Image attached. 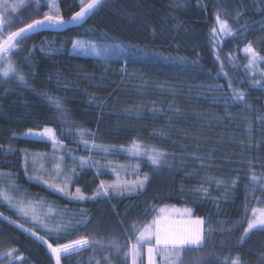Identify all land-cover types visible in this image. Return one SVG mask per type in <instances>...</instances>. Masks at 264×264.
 <instances>
[{"label": "trees", "instance_id": "16d2710c", "mask_svg": "<svg viewBox=\"0 0 264 264\" xmlns=\"http://www.w3.org/2000/svg\"><path fill=\"white\" fill-rule=\"evenodd\" d=\"M49 2L0 0V39L43 18ZM57 3L67 20L81 6ZM217 14L232 35L213 37ZM73 40L94 42L101 54L75 50ZM114 44L123 50L103 51ZM249 44L261 57L251 68L243 51ZM19 45L13 55L26 83L15 76L0 83V189L12 197L0 198L1 213L54 246L85 236L99 241L62 255V264H132L140 231L185 206L205 219L204 243L165 249L158 264H231L237 255L241 264H264V230L241 240L253 209L264 210V0H105L81 26ZM233 89L245 93L243 101ZM46 127L61 142L55 148L24 135ZM133 142L167 153L164 162L153 166L125 151ZM114 167H124L129 180L149 179L134 191L94 196L101 181H116ZM201 187L206 195L196 193ZM21 204H32L47 228L62 223L66 231L49 232ZM148 243L137 244L139 264ZM0 254V264H55L44 246L1 218Z\"/></svg>", "mask_w": 264, "mask_h": 264}, {"label": "snow or ice", "instance_id": "6c2138e0", "mask_svg": "<svg viewBox=\"0 0 264 264\" xmlns=\"http://www.w3.org/2000/svg\"><path fill=\"white\" fill-rule=\"evenodd\" d=\"M80 2V9L79 11L75 12L70 19L65 20L63 15L60 14L58 8H56L55 4L52 3L49 5V11L46 12L42 19L33 20L31 23L27 24L25 27L20 28L17 31H13L7 34L6 39H0V62H5V67L0 69V77L9 78L10 76H15L16 79L21 83H26L25 75L20 73L18 69L14 66V62L11 60V54L15 51L19 50V41L21 39L26 38L27 36L32 35L35 32L41 30H60L64 29L66 26H79L86 19L93 14L104 2L105 0H79ZM37 7H39L40 0H36ZM239 15V13L237 14ZM216 21L218 25L217 27H213L211 29V33L213 37L216 36L217 32L219 31L224 36H229L233 34V29L229 26L226 20H222L220 15H216ZM6 26L5 20L0 17V29H3ZM73 49L87 52L91 51L95 55L101 54V48L94 42L89 41H80V40H73ZM111 49H120L123 50L122 46L120 45H111L110 47L106 46L103 48L104 52H107ZM43 51V49H41ZM142 51V50H139ZM244 53L248 57V67H254L257 60L261 59L259 53L252 47L251 44L247 45L243 49ZM183 60V58H178ZM217 59L219 57L217 56ZM221 74L226 76L227 73L223 72V65H221ZM229 87L231 88V83H229ZM232 96L235 101H243L245 98V93L238 89L232 90ZM50 103L54 104L58 111H63V107L59 100H54L52 97H48ZM81 136L84 135L83 132L79 133ZM25 136L30 137H42L48 138L55 148L57 144L61 142L57 140L55 130L52 128H44L40 132H34L32 129H29L25 134ZM87 146L88 142L83 141ZM93 148H101V146L96 145L95 143L92 144ZM103 151L107 152L108 149L103 148ZM125 151L130 152L134 156H147V159L151 162L153 166H160L164 162V158L166 157L167 153L163 152L162 150L156 148H144L140 143L133 142L130 148L125 149ZM197 159H201L196 157ZM81 166H83L86 161L81 158ZM59 165H57V168ZM139 168V165L136 166ZM149 179L147 175L143 178H137L135 181L131 183H122L117 182L112 185L105 186L104 182L101 181L100 188L97 193H94V196H105L109 195V190L111 189L114 192H123L125 190L134 191L137 187L143 188L145 182ZM252 182H257L258 177L253 175L251 177ZM216 183L219 185L222 181L217 180ZM235 183V181H233ZM61 192H64L65 189L60 188ZM197 194L204 193L207 194L208 190L206 188H199L195 190ZM67 194V193H66ZM76 197L78 199H84L85 197L80 192L78 188L76 190ZM0 198L5 201L11 203L12 197L8 195L6 191L0 189ZM20 212L24 216H28L29 213H32V219L34 221H38V217L36 216L35 207L32 204H28L27 206L21 204ZM188 214L191 213V210H186ZM257 212L256 209H253V214L255 218L249 219L247 223V227L244 229V236L241 237V240L244 239L251 231L260 229L264 230V210L259 211V215H255ZM41 223L42 227H46L43 224V221H38ZM203 219L196 218L195 220H187V221H161L159 218L153 221V225L155 226V231H152V225H146L143 230L140 231L139 236L137 237V244L141 242H149L151 238L154 236L157 248L148 247L147 248V257H148V264H154V253L160 249L162 246L164 249L171 248L174 252H177L180 249L185 248L186 246H201L204 242V228L203 226ZM135 227V225H133ZM49 232H55L57 234L66 231V226L64 224H58L55 228H47ZM29 231H31L29 229ZM211 231V229H209ZM59 238V235H57ZM40 239H43L41 237ZM93 243H99V241H92L88 237H81L75 240H72L68 243L64 244H57L53 246L52 244H48V248L51 251V254L55 257V264H60L61 256L71 254L74 251H79L80 249L86 248ZM137 244H133L131 246V256H132V264H136L137 258L139 256V251L137 249ZM15 249H9L7 252V256L11 257ZM4 255V254H0ZM16 259H22V257H17ZM177 259H179L177 255ZM231 264H241V260L239 255L234 257L231 261Z\"/></svg>", "mask_w": 264, "mask_h": 264}, {"label": "rangeland", "instance_id": "374dc122", "mask_svg": "<svg viewBox=\"0 0 264 264\" xmlns=\"http://www.w3.org/2000/svg\"><path fill=\"white\" fill-rule=\"evenodd\" d=\"M52 3H54L56 8H58V10H59V5L57 3V0H50L49 5L52 4ZM11 60L14 62V66L16 67V63H15V59H14L13 53L11 54ZM4 67H5V62H0V69H3ZM4 80H5V78L0 77V83H2ZM34 132H39V131H34ZM28 137H30V136H28ZM33 138L48 139V138H42V137H33ZM113 169L115 170L114 172L116 173L117 179H116L115 182H113V183H111L109 185H112V184L117 183V182H122V183H131L132 182V180H129V179H127L125 177V174L123 172L125 170L124 167H114ZM105 186H107V185H105ZM110 190H109V192H110ZM125 191H129V190H125ZM188 209H190V208H187L185 206H173L172 208H170L172 213L170 212V214L167 215V216L159 217V219L161 221H176V222H178V221H187V220H195L196 218H202L203 221H204L202 227L205 230V219L203 217H199V216L193 215L192 210H191V213L188 214L186 212V210H188ZM167 211H169V210H167ZM152 231H155V226H153ZM204 236H205V231H204ZM149 242H152V243H148L147 242L148 244L146 245V248L144 250L145 251V264H148L147 248L150 247V246L153 247V248H157L154 236L151 238V240ZM66 243H68V242H66ZM164 250L165 249L161 246L160 249L154 253V264H158V258H159V255H160L159 253L163 254ZM165 257H169V254L165 253ZM170 257H171V255H170ZM136 262L137 263L139 262V258H137Z\"/></svg>", "mask_w": 264, "mask_h": 264}, {"label": "water", "instance_id": "95a60500", "mask_svg": "<svg viewBox=\"0 0 264 264\" xmlns=\"http://www.w3.org/2000/svg\"><path fill=\"white\" fill-rule=\"evenodd\" d=\"M42 19V18H41ZM88 19V18H87ZM86 19V20H87ZM67 20V19H65ZM84 23V22H83ZM82 23V24H83ZM81 24V25H82ZM79 25V26H81ZM79 26H66L64 29H60V30H41V31H38V32H35L33 33L32 35L30 36H33V35H36L38 33H41V32H53V33H60V32H64L66 30H69V29H73V28H76V27H79ZM28 37V36H27ZM6 39V38H5ZM0 218L4 221H6L7 223L11 224L12 226L18 228L19 230H21L22 232H24L25 234H27L28 236H30L31 238H33L34 240H36L37 242H39L42 246H44L51 254V251L50 249L48 248V244L50 243L46 238H44L43 236H41L40 234H38L37 232L31 230L29 231V228L14 221L13 219L7 217L6 215H4L3 213L0 212ZM41 237H43V239H40ZM51 244V243H50ZM53 245V244H52ZM54 246V245H53ZM53 260H54V263H55V257L51 254ZM60 264H62V260L60 262Z\"/></svg>", "mask_w": 264, "mask_h": 264}, {"label": "crops", "instance_id": "0c3cea01", "mask_svg": "<svg viewBox=\"0 0 264 264\" xmlns=\"http://www.w3.org/2000/svg\"><path fill=\"white\" fill-rule=\"evenodd\" d=\"M136 263H137V262H136ZM137 264H139V262H138Z\"/></svg>", "mask_w": 264, "mask_h": 264}]
</instances>
